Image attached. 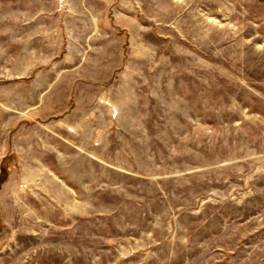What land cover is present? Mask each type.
Listing matches in <instances>:
<instances>
[{"label": "rangeland", "instance_id": "1", "mask_svg": "<svg viewBox=\"0 0 264 264\" xmlns=\"http://www.w3.org/2000/svg\"><path fill=\"white\" fill-rule=\"evenodd\" d=\"M0 264H264V0H0Z\"/></svg>", "mask_w": 264, "mask_h": 264}]
</instances>
